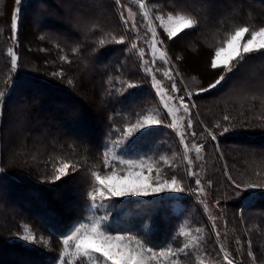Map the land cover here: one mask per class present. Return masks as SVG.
Listing matches in <instances>:
<instances>
[{
	"label": "trees",
	"instance_id": "trees-1",
	"mask_svg": "<svg viewBox=\"0 0 264 264\" xmlns=\"http://www.w3.org/2000/svg\"><path fill=\"white\" fill-rule=\"evenodd\" d=\"M121 4L130 5L129 0ZM126 7L118 9L115 0H23L19 5L16 0H0V91L5 94L0 106V264L57 262L61 235L87 214L89 193L96 188L92 174H103L101 154L110 139L121 138L127 155L151 153L158 159L167 150L165 140L171 132L166 125L153 127L151 135L131 148L140 134L128 140L117 131L153 110L167 121L151 76L130 49L134 32L120 19ZM148 9L153 16L189 12L198 20L196 29L173 40L166 39L155 23L175 72L194 93L193 142L203 149L194 166L196 176L181 163L163 168L164 174L180 181L184 193L129 202L149 217L143 238L152 246L181 248L188 237L177 225L185 220L194 240L187 254L180 255L181 264H225L218 242L234 261L253 264L246 235L255 263L264 264V51L245 54L238 65L237 58L236 71L222 86L195 94L221 71L212 70L210 60L227 34L240 25L264 24V0H150ZM113 36H123L124 42L112 41ZM9 48L18 57L15 69ZM196 60L206 69L198 71ZM60 70L62 77L53 75ZM181 79L176 76L183 95ZM128 83L137 86L127 88ZM225 115L230 121L223 119ZM224 127L229 131L223 132ZM173 146L169 153L179 156L181 147L175 141ZM61 161L76 168L70 167L57 181L55 168ZM158 164L160 168L165 161ZM197 178L206 189L204 195L193 191ZM249 185L259 187L256 199L243 209V228L239 211ZM175 203L181 211L175 210ZM25 228L36 236L35 243L19 239Z\"/></svg>",
	"mask_w": 264,
	"mask_h": 264
},
{
	"label": "snow or ice",
	"instance_id": "snow-or-ice-1",
	"mask_svg": "<svg viewBox=\"0 0 264 264\" xmlns=\"http://www.w3.org/2000/svg\"><path fill=\"white\" fill-rule=\"evenodd\" d=\"M116 5L120 7H126L121 4V0H115ZM21 0H16V4L19 5ZM135 3L139 6L140 10H145L150 4V0H135ZM16 13L19 12V8L15 10ZM129 16L126 18L124 13L121 12V20L126 27L129 25V19H131L130 30L137 33V40H134L130 44V49L135 50V54L140 58L142 66L146 74L150 75L152 80L155 81L153 87L160 98L163 108L168 111L171 120L166 122L164 120L156 119L152 115H143L138 117L135 123H129V125L123 131L117 129L121 136L131 137L133 133L140 132V136H137L135 140L128 146L131 148L135 143L142 139L143 137L152 134L155 131L153 128L151 131H141L147 126H159L166 125L168 127H173V122L175 121V113L169 108L168 101L176 100L178 105V110L183 109L184 113L188 115L189 121L187 129L183 130L179 134V143L183 145L185 152L189 150L188 135L195 136V132H188L191 128V109L195 107V102L192 100L193 92L185 89L183 95L180 94V88L176 84V76L179 75L178 71L174 73L171 58L167 54V49L164 43V39L161 38L160 33L157 31V24L163 30L164 37L168 40H173L181 33L188 32L190 30L196 29L198 27L197 18L189 12L179 11L176 13H168L165 18L162 14H157L155 16L150 15L148 11H143V23L146 25L145 35L150 34V39L145 41L148 46V52L139 46V33L140 28L137 27L135 21V15L132 13L131 8H128ZM12 32L13 37L16 36L18 30V20L17 16L14 14L12 18ZM247 37V39H245ZM43 39V37H41ZM112 41L116 43H123L124 37L119 38L113 36ZM105 41L102 39L100 44L103 45ZM75 51V50H74ZM264 51V24L260 26H249L240 25L231 30L227 37L223 39L221 46L216 47L214 54L210 60V67L212 70H218V76L209 83L206 87H202L196 90V95H201L203 93H209L213 89H217L222 86L225 82L226 76L229 73L236 71V67L233 65V61L237 60V65L239 61L244 59L245 54H251L254 52ZM8 55L11 58V66L13 69L17 67L18 57L16 52L12 49H8ZM147 55V59L145 58ZM222 57L224 60L222 62ZM180 59V57H177ZM61 59L65 62L71 63L67 56H62ZM157 60L162 62L165 66L163 71V76L171 81L170 91L174 95H168L167 92L161 94V81L156 79V72L161 71V69L156 68ZM54 76L62 77L63 70L53 73ZM69 84L72 83L71 80L68 81ZM137 85L134 83H128L127 88H134ZM4 92L0 91V106L3 104ZM167 96V99H165ZM187 96V101L185 100ZM2 114V113H0ZM225 121H230V117L225 115L223 117ZM216 127H220L219 124ZM209 135L212 140H216V135L210 130ZM229 128L224 127L223 132H228ZM195 148L197 159L200 158V153L203 149V145L197 146L195 143L191 145ZM128 149H124V153H127ZM103 165V174L93 173L95 181L98 187L94 188L90 193V204L88 205V210L90 215L85 218L84 221L80 222L78 225L74 226L66 236L61 238L62 245L65 249L61 253L60 264H65L63 259L67 255V249L72 242L71 246L75 250L76 256L80 258V264H161L162 258H168L176 256L178 252H182L185 255L190 245L185 243L182 248L178 250H173L171 248H166L163 250H156L152 247L145 245L142 241L136 240L130 236H125L123 234H117L111 230L110 224V211L112 207H116V204L106 205L103 202L105 200L111 202L114 198H121L124 202H128L127 198H140L148 197L150 194L171 192V193H184L185 189L181 186L180 181L172 176L171 178H163L162 168L154 167L152 164L148 163L142 159L135 158H125L122 154L121 156H108V146L105 145V150L101 154ZM167 163V161H165ZM187 169L186 171L190 176H196L197 173L193 170L194 161L190 158H186ZM120 165L122 167H117ZM72 168L75 170L76 164L71 162H60V166L55 168L56 175L55 180H60L62 176L68 174V169ZM171 168L172 165L168 164ZM2 171V168H0ZM231 179V177H229ZM115 181V183H113ZM195 184L198 186L197 189L193 190L197 195H204L206 189L201 184V180L197 178ZM239 187V185H237ZM250 188L259 187V185H249ZM97 195L101 198L100 203H97ZM104 209V214L97 217L95 215L96 209ZM215 228V225H213ZM219 238V231L216 232ZM19 239L35 243L36 236L31 232L30 229L25 228L24 234L19 236ZM43 239V237H41ZM223 254V260L225 264H235L234 259L231 255L224 251L221 246L220 249ZM251 255V253H249ZM255 259V257H253ZM71 264V262H69ZM170 264H179V260H171Z\"/></svg>",
	"mask_w": 264,
	"mask_h": 264
},
{
	"label": "rangeland",
	"instance_id": "rangeland-1",
	"mask_svg": "<svg viewBox=\"0 0 264 264\" xmlns=\"http://www.w3.org/2000/svg\"><path fill=\"white\" fill-rule=\"evenodd\" d=\"M21 1H23V0H21ZM129 3H130V5L128 4V7H126V12H125L126 15L125 16H126V18L129 16L128 8H131L132 13H137L136 16H135V21H136L137 27L140 28L139 46L144 48L145 52L147 53L148 52V46L145 43V41H148L150 39V34L149 35H145L146 25L143 23V19L142 18H140V17L137 18V15H142L143 16V11H145V10L148 11L149 14H150V11H149L148 8H146L145 10H140L139 6L135 3V0H129ZM117 7H118V9L120 8V6H118V5H117ZM166 17L167 16H165V18ZM120 19H121V13H120ZM122 23H123V21H122ZM129 23L131 25V19H129ZM157 30H158V28H157ZM133 32H134V37H133L132 41L137 40V33L135 31H133ZM136 58H138L140 60L139 57H136ZM145 58L146 59L148 58L147 55H146ZM195 58L198 59L199 57L197 56ZM191 59H192V57L187 58V60L190 61V62H191ZM221 59H222V62H223L224 57H222ZM196 61H197V63L195 64V66H196L197 70L198 71L203 70L205 67L203 66V63L200 62L202 60H199V62H198V60H196ZM140 62H141V60H140ZM156 68L161 69V71L155 73L156 79L161 81V85H162L161 94H164L165 92H167L168 95H174L170 91L171 81L167 80L163 76V71L165 69V66L162 64V62L157 60ZM173 71L175 73L174 67H173ZM177 76L179 77V79H181V77L179 75H177ZM154 83H155V81H153L152 78H151L152 87H153ZM176 84H177V82H176ZM181 84L184 86L185 89L190 91L189 88L187 87V85L185 84V82H183V79H181ZM177 87H178V85H177ZM153 90H154V87H153ZM157 98H158V101L160 103L161 109L163 110V113L166 114V116H167V118H166L167 121L166 122L170 121L171 117L169 116L168 111L163 108V104H162L160 98L158 96H157ZM165 99H167V96H165ZM168 104H169V108L172 110V112L175 113V121L173 122V127H169L171 135L167 136L166 140H165V143H166V148L165 149H167V150H164L161 153V155H160V157L158 159H156L155 156L153 154H151V153L144 154L142 152H137V153H135L133 155L125 154L124 150L121 149V138L118 139V136L113 138V139H110L107 142V144H106L108 146V156H109V158H111L114 155L115 156H121L123 154L125 156V158H135V159H138V160L139 159L145 160L148 163L152 164L154 167L159 166V164H158L159 160L167 161V163H165L164 166L160 167V168H162V172H163V168L164 167H168V164L175 165V164H179V163H181L183 165V167H184V169L186 171V169H187L186 158L192 159L194 161V166H195V164H197L198 161H200V159H201V153H200V158L197 159L195 148L191 147V145L194 143L193 140H194L195 137H197V135H196V133H195L194 137L191 136L190 134L188 135L189 150H188V152H185V150L183 148V145H181L179 143V134H180L181 131L187 129L189 117H188L187 114L184 113L183 109H179L178 110V105H177L176 100H170V101H168ZM191 114H192V112H191ZM148 115H152L156 119L160 118V117H158V112L156 110L151 111ZM193 125H194V120H193V118H191V128L188 129L189 133L196 132V129L194 130V128H193ZM153 127H156V126L155 125L147 126L145 129H142L141 131H146L149 128L151 129ZM139 134H141V133L140 132H135V133H133V135L131 137H125V136L124 137L128 138V140H129L133 136H137ZM174 141L181 147L182 153H180L179 156L175 152H173V154L169 153V151L172 150V148L174 147L173 146ZM214 142L217 143V138H216V140ZM171 146H172V148H171ZM117 167L119 168V167H122V166L117 165ZM193 170L195 171L194 168H193ZM163 174H164V172H163ZM163 178H170V177H168L166 174H164ZM113 183H115V181ZM96 187H98L97 182H96ZM246 190L249 192V196L246 199L245 204H243L241 210L239 211V217L241 219V223H242V227L243 228H244V223H243V212H244V210L243 209H245V207H246V205L248 203L250 204L251 202H253L256 199V196H257V191L255 190V188H246ZM176 194L177 193H171V192L154 193V194H150L148 197L135 198V200L136 199H145V200L149 201V199H151V198L160 199L161 197H164V196H173V195H176ZM132 199L133 198H127L128 202H124L121 198H114V200L111 201V202H109L107 200H105L103 202L106 205H110V204H116L117 205L116 207H112L111 211H110L109 220H110V224L112 226L111 230L113 232L117 233V234H123L125 236H130V237H132V238H134L136 240H140L145 245H147L149 247H152L153 249H156V250H163V249H166V248H171V249H173L175 251V250L180 249V248H175L171 244H168V245H166L164 247H161L159 245L158 246H152V245H149V244H147L145 242L143 237H144L145 234H147L148 229L150 228L149 224H148L149 223V217L146 216L142 212L141 207H139L138 204L134 205L133 207H132V205L129 204V202H131ZM100 200H101V198L99 197V195H97V203H100ZM175 210L181 211L182 210L181 205L178 204V203H175ZM103 214H104V209H100V208L96 209L95 215L97 217L102 216ZM89 215H90V213H89V210H88L87 214L84 216L83 220H81L80 222L84 221L85 218L88 217ZM184 221L185 220H183V222H180L177 226H178V229L180 230V232L182 233V236L188 237V242L187 243L189 245H191L192 241L194 240V238L193 237L189 238V236H188L189 232H188V229L186 228V221L185 222ZM80 222H78L74 226L78 225ZM210 222L212 224H214L215 221L210 220ZM216 222H218V220H216ZM74 226H72V228ZM72 228H69L68 230H66L61 236L62 237L66 236L67 233L70 232ZM246 238H247L248 252L251 253V255H249V256L251 258L252 263L256 264L255 263V259H253V257H255V256H254L253 251H252V245H251L249 236L246 235ZM47 242L48 241H46V243ZM71 244H72V242H70V245H69V247L67 249V255L63 257V259L65 261V264H69V262H71V264H80V258L78 256H76L75 250L71 246ZM221 246L223 247V245L218 242V247H219L218 250L221 249ZM48 249L49 248L46 247V250H48ZM223 249H224L225 252H227L224 247H223ZM64 251H65V249H64V247L62 245V242H61V253L64 252ZM61 253H60V257L58 258L57 262H55L54 264H60ZM220 253H221V251H220ZM181 254L185 255L182 252H178L176 256L168 257V258H162L161 259V264H170V261L171 260H175V259H178L179 260V264H181V259H180V257H181L180 255ZM221 255L223 256L222 253H221ZM235 264H242V263H239V262L235 261Z\"/></svg>",
	"mask_w": 264,
	"mask_h": 264
}]
</instances>
